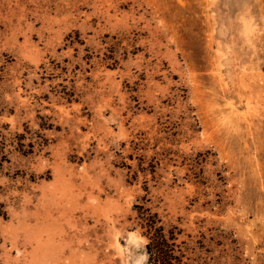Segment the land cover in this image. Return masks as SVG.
I'll list each match as a JSON object with an SVG mask.
<instances>
[{"label": "rangeland", "instance_id": "374dc122", "mask_svg": "<svg viewBox=\"0 0 264 264\" xmlns=\"http://www.w3.org/2000/svg\"><path fill=\"white\" fill-rule=\"evenodd\" d=\"M0 109V264H146L145 196L264 264V0H0Z\"/></svg>", "mask_w": 264, "mask_h": 264}, {"label": "trees", "instance_id": "16d2710c", "mask_svg": "<svg viewBox=\"0 0 264 264\" xmlns=\"http://www.w3.org/2000/svg\"><path fill=\"white\" fill-rule=\"evenodd\" d=\"M0 109V117H1ZM5 126L0 125V173L4 164L8 163V146L24 154L22 142L24 137L17 135L6 143ZM29 146V145H28ZM147 192V188H144ZM149 202L146 196L138 199L133 206L135 213V228L140 231V235L147 243L145 244L146 264H188L190 258L188 254L192 250L186 247V242L180 240L183 231L176 226L167 227L162 222L156 212H153L146 204ZM7 213L5 207L0 203V219L6 220ZM190 239V236H187Z\"/></svg>", "mask_w": 264, "mask_h": 264}, {"label": "clouds", "instance_id": "9594fccd", "mask_svg": "<svg viewBox=\"0 0 264 264\" xmlns=\"http://www.w3.org/2000/svg\"><path fill=\"white\" fill-rule=\"evenodd\" d=\"M145 243H147V241H145ZM142 259L146 261V259H147L146 254L142 257Z\"/></svg>", "mask_w": 264, "mask_h": 264}]
</instances>
